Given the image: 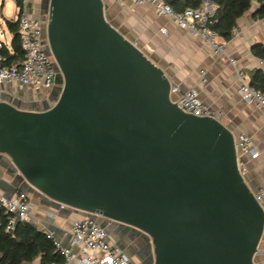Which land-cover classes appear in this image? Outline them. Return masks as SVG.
I'll list each match as a JSON object with an SVG mask.
<instances>
[{
    "label": "water",
    "instance_id": "95a60500",
    "mask_svg": "<svg viewBox=\"0 0 264 264\" xmlns=\"http://www.w3.org/2000/svg\"><path fill=\"white\" fill-rule=\"evenodd\" d=\"M106 7L47 0L43 44L60 93L42 109L0 98L12 187L145 233L151 264H258L264 207L233 130L179 108L169 75Z\"/></svg>",
    "mask_w": 264,
    "mask_h": 264
},
{
    "label": "crops",
    "instance_id": "0c3cea01",
    "mask_svg": "<svg viewBox=\"0 0 264 264\" xmlns=\"http://www.w3.org/2000/svg\"><path fill=\"white\" fill-rule=\"evenodd\" d=\"M28 2L30 14L33 17H41L35 10L32 9V13L30 10V7L34 6L36 9L39 5L34 4V0ZM204 2V6L213 5L208 1ZM3 5L1 4V9ZM257 7L258 3L254 1L251 9L238 20L237 33L229 40L220 38L225 47V52L220 53L171 19L158 16L149 5L133 6L128 2L124 6H118L123 13L129 12L127 29L121 30L140 48L146 50L171 80L180 85L182 91L197 88L202 100L222 113L221 121L233 130L235 136L246 134L252 139L253 146L260 153L259 156L253 158L240 154V160L247 166L246 181L252 190L264 188V115L254 105L242 99L236 70L229 58L238 61L239 67L246 72L250 80L253 70L264 69V61L252 53L255 44H264V18H254ZM3 17L4 29L0 27V41H3L1 39L9 32L11 39L6 43L11 49L13 34L9 31L6 20L12 19V16L8 17L3 13ZM162 28H166V32H162ZM204 78L206 81H203ZM12 94L21 98L24 105L33 100L36 102L34 107L38 109L43 108L39 103L49 98L47 94L36 95L21 85H14L12 89L3 88L0 98ZM11 168L12 165L0 157V192L8 198L21 192L12 187L13 177L9 174ZM35 197L38 203L31 201L33 209L30 221L41 230L52 233L64 247H70L72 222L83 213L68 208L62 209L57 205L47 206L42 204L40 198ZM262 205L264 207V199ZM256 262L264 264V235L256 254ZM24 264H40V258Z\"/></svg>",
    "mask_w": 264,
    "mask_h": 264
},
{
    "label": "built area",
    "instance_id": "2783aa9c",
    "mask_svg": "<svg viewBox=\"0 0 264 264\" xmlns=\"http://www.w3.org/2000/svg\"><path fill=\"white\" fill-rule=\"evenodd\" d=\"M9 1L14 4L15 17L13 20L18 24L17 31L25 57L20 64L6 65V59L1 51L8 46V43L0 41V91L9 85H21L36 95L50 94L56 86L58 67L53 56L45 51L43 44V29L48 22V14L46 17H33L28 9V0H22V4H19L18 0ZM108 1L104 0L106 5ZM112 1L118 6H124L128 2L133 6L149 5L154 8L158 16L169 18L179 27L191 31L216 52H225L219 35L210 27L211 17L216 9L215 5L188 9L180 14L174 11L166 0ZM161 31L166 32V28H162ZM235 33H237L236 28L232 31V34ZM143 51L147 54L146 50ZM229 61L236 70L242 99L254 105L264 115V92L251 84L249 76L239 67L235 58H229ZM203 81L206 79L204 78ZM171 96L173 102L184 112L199 117H213L221 121L222 113L204 102L197 88L182 91L180 85L172 81ZM235 143L239 158L240 154L250 155L253 158L260 154L253 146L252 139L246 134L235 136ZM239 170L246 177L247 166L241 160H239ZM253 191L256 200L262 203L264 188ZM61 208H66V206L61 205ZM0 209H5L7 214L5 230L11 231L18 221L30 220L33 205L30 195L25 191L11 198L0 192ZM99 218V216L95 218L82 215L75 219L70 230L72 235L70 247H64L52 233H48L50 238H54L56 247L65 258V264H135L119 247L112 245L108 239L107 230L100 223Z\"/></svg>",
    "mask_w": 264,
    "mask_h": 264
},
{
    "label": "trees",
    "instance_id": "16d2710c",
    "mask_svg": "<svg viewBox=\"0 0 264 264\" xmlns=\"http://www.w3.org/2000/svg\"><path fill=\"white\" fill-rule=\"evenodd\" d=\"M22 4V0H18ZM177 13L188 9L204 7V0H166ZM216 6L211 17L210 27L220 38L229 40L238 20L251 9L254 1L258 7L254 18H264V0H209ZM9 31L13 34L11 49L7 46L1 51L6 65L20 64L24 60V52L20 45L18 24L15 20H6ZM252 53L264 61V44L257 43ZM251 84L264 92V69L257 68L251 73ZM7 214L0 209V264H24L40 258V264H65V258L55 245L54 238L41 230L32 221H18L11 231H6Z\"/></svg>",
    "mask_w": 264,
    "mask_h": 264
},
{
    "label": "flooded vegetation",
    "instance_id": "af4514ba",
    "mask_svg": "<svg viewBox=\"0 0 264 264\" xmlns=\"http://www.w3.org/2000/svg\"><path fill=\"white\" fill-rule=\"evenodd\" d=\"M118 7L112 0L108 1V5ZM47 0H40L38 8L30 7L31 13L33 11L39 13L42 17L47 14L46 12ZM59 85L56 84L54 89L50 92H58ZM47 98L43 101V105H47ZM110 238L116 243L123 252H125L131 261L135 264H151L153 261V251L151 245V239L145 233L127 225L116 224L113 222L108 223Z\"/></svg>",
    "mask_w": 264,
    "mask_h": 264
},
{
    "label": "rangeland",
    "instance_id": "374dc122",
    "mask_svg": "<svg viewBox=\"0 0 264 264\" xmlns=\"http://www.w3.org/2000/svg\"><path fill=\"white\" fill-rule=\"evenodd\" d=\"M1 4H4L3 5V8H2L3 11L1 9ZM34 4L39 5L40 4V0H34ZM106 10H107V13H108V15L110 17V21H112L115 25H117L118 28L123 29V30L126 31V29H127V23L126 22H129L128 21L129 19L127 17V16H129V12L128 13L126 12V14H127L126 15L125 13L122 12V9H119L118 7H115V6L110 5V4L107 5ZM3 13L6 16H8V17L12 16L11 17L12 19L15 17L14 16V5H13V2H11L9 0H0V22H2L0 24V27L2 29H4V23H3L4 22V17H3ZM43 17H46V15H44ZM43 32H44V29H43ZM10 39H11L10 38V33L7 32L6 35L1 40H3L4 42H7V41H10ZM59 77H60V73L58 71L57 79H59ZM7 87L10 88V89H12L13 88V85H9ZM59 87H61V84H60ZM59 93H60V89H59V91L57 93L56 92L51 93V96H56ZM47 96L48 97L50 96L49 93L47 94ZM2 98H5L7 100L16 101L18 103V105L21 106V107H25V108H27V107H33V108H36L37 109V107H34V106H36V102H34L33 100H31V101H29L27 103V105H24V102L22 101V99L19 98V97H16L15 94H12L10 96H4ZM49 98L51 99V97H49ZM39 104L40 105H43V102H40ZM50 104H53V103H52L51 100H48L47 105H50ZM44 106H46V105H43V107ZM25 192H27L30 195L31 201L33 200V202L35 204L38 203V199L35 197L33 190L28 189V190H25ZM83 215H85V214L83 213ZM88 216H93L95 218L96 217L98 218V216H96V215H88ZM99 220H100V223L105 227V229L107 230V233H108L109 232V228H108L109 221H107L106 219H103L101 217L99 218ZM108 239L110 240V242L112 243V245L117 246L116 243L111 240L109 234H108Z\"/></svg>",
    "mask_w": 264,
    "mask_h": 264
}]
</instances>
